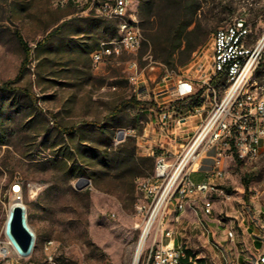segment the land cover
<instances>
[{"label": "rangeland", "instance_id": "1", "mask_svg": "<svg viewBox=\"0 0 264 264\" xmlns=\"http://www.w3.org/2000/svg\"><path fill=\"white\" fill-rule=\"evenodd\" d=\"M165 5V0H139L135 4L136 19L149 41L153 32L149 15L159 20L166 12ZM251 6L255 11L249 9ZM239 16L250 26L251 45L264 32V0H209L189 27L199 24L207 41L188 64L169 67L160 52L154 56L151 41L143 52L142 46L136 52L120 50L94 66L91 53L99 50L101 42L119 38L114 20L96 17L81 3L0 0V84L14 79L23 60L14 36L19 29L33 48L21 84L34 95V99L4 95L7 103L6 121L0 126V231L11 206L21 201L35 236L33 259L40 264H52L49 256L56 264H131L145 226V214L139 208L144 203L139 180L145 175L139 172L144 170L130 168L123 174L97 162H80L77 157L61 168L53 163L52 153L75 150L79 135L72 141L56 125L103 121L111 128L113 148L130 141L137 156L165 151L174 160L186 149L215 103L214 96L207 101L198 96L193 101L176 103L174 87L180 78L196 88L202 84L206 71H210L216 31ZM62 23L61 32L48 44L38 46ZM255 79L264 83V61L252 82ZM221 85L216 86L218 101L224 94V83ZM132 97L145 103H127ZM123 101L127 104L113 117L116 105ZM223 169L225 176L216 179V184L231 197L216 196L212 216L202 213L198 217L200 207L188 204L187 221L176 225L178 245H183L186 255L188 249L195 260L202 259L204 264H239L242 248L246 256H252L249 242L229 248L218 241L209 218L218 217L224 229H233L235 236H241L243 222L254 224V216L264 211V148L257 160L244 162L234 156L223 163ZM202 177V173H191L195 181ZM82 178L90 184L77 189ZM18 182L21 198L12 188ZM174 203L172 200L170 207ZM151 238L139 264H143ZM49 241L53 244L47 248ZM257 259L246 257L240 264H255ZM182 264H186L184 260Z\"/></svg>", "mask_w": 264, "mask_h": 264}, {"label": "built area", "instance_id": "2", "mask_svg": "<svg viewBox=\"0 0 264 264\" xmlns=\"http://www.w3.org/2000/svg\"><path fill=\"white\" fill-rule=\"evenodd\" d=\"M75 1H83L93 15L114 20L117 28H123V37L103 41L98 52L91 53L94 66L111 57L112 51L136 52L142 46L145 41L143 30L141 26H133L134 15H125L126 0H64ZM250 31L245 18L243 23H234L233 20L226 27L219 28L213 39L210 71H206L207 77L202 84L196 88L192 82L180 78L174 87L176 101L198 95L206 101L214 96L215 103L186 149L174 160L165 151L148 155L155 157L154 171L139 180L144 192V203L139 208L145 214V227L150 223L149 236L152 235L143 264H182L187 257L177 243L176 225L169 224L170 211H177V214L184 211L181 197L189 191H199V198L193 200V206L201 202L203 214H211L210 201L205 198V185L214 183V188H219L216 179L225 176L223 163L229 158L237 156L250 162L257 160L264 148V83L259 82L255 92H247L251 72L264 61V32L249 45ZM219 75L225 76V83L224 94L218 101L212 80ZM181 85H189L190 90L180 93L178 88ZM199 110L196 108L197 112ZM192 172L202 173L203 179L193 180ZM12 188L21 198V184L15 183ZM222 197L228 199V193L222 191ZM172 200H175L174 209L170 207ZM228 236L231 238L230 232ZM6 244L11 243L9 229L4 226L3 233H0V264H40L33 259L32 247L29 252L19 251V248L6 252ZM46 247H50V241ZM49 259H53L52 256ZM188 264H197V260L188 258ZM255 264H264V246Z\"/></svg>", "mask_w": 264, "mask_h": 264}, {"label": "trees", "instance_id": "3", "mask_svg": "<svg viewBox=\"0 0 264 264\" xmlns=\"http://www.w3.org/2000/svg\"><path fill=\"white\" fill-rule=\"evenodd\" d=\"M166 12L156 20L152 14L149 15L151 29H152V45L154 46V56L159 53L165 64L171 68H176L179 66H184L188 64L193 54L203 46L207 38L204 36L199 28V24L194 28H189L194 22L198 11L203 4H208L209 0H165ZM214 1V0H213ZM251 11H255V7L251 6L249 8ZM63 23L52 29L44 38L38 43V46L48 44L53 37L61 32L63 28ZM15 39L23 52V60L21 62L20 68L14 79L8 80L0 84V126L4 125L6 121L5 104L6 97L4 95H22L27 98L34 99V95L31 91L23 86L21 82L23 81L26 73L28 71L29 64L32 59L33 48L24 39L20 30L14 31ZM149 39L145 37V41L142 44L143 47L147 49L150 44ZM224 79V80H222ZM212 83L217 86V84L225 83V76L219 75L212 80ZM195 97L192 96L182 101H176V103H182L193 101ZM35 103V102H34ZM131 104H144L145 102H140L136 98L132 97L127 101ZM124 101L116 105L114 109L113 117H116L122 108V106L127 104ZM58 131L66 133L70 140L73 141L74 137L78 136V140L75 143V150L58 149L56 152L52 153V161L56 165H60L61 168H65L68 165L69 159L72 157L80 160L83 163H89L95 165V162L100 163L103 167L111 168L115 172H125L130 168L143 169L139 173L148 176L151 175L155 167V157L154 156H137L135 146L133 142H125L122 146L118 148L112 147V132L111 128L104 124L103 121L96 122H82L67 126L56 125ZM48 128H45V133H48ZM1 140L0 142H2ZM110 149V151L108 150ZM59 166V167H60ZM143 178V177H142ZM247 182V181H245ZM191 256V252L187 249V257ZM188 258L184 261L188 264ZM197 264H204L202 259L197 260Z\"/></svg>", "mask_w": 264, "mask_h": 264}, {"label": "bare ground", "instance_id": "4", "mask_svg": "<svg viewBox=\"0 0 264 264\" xmlns=\"http://www.w3.org/2000/svg\"><path fill=\"white\" fill-rule=\"evenodd\" d=\"M61 1L64 2V0H61ZM65 3H68V2H65ZM76 3L83 4V1H75V4ZM136 3H137V0H126V2H125V15L126 16H133L134 15L133 26H140L138 21H137V19H136V15H135V12H134V7H135ZM96 17H99V16H96ZM100 18H104V17H100ZM234 23H243V17L242 16L236 17L234 19ZM117 30H118V33H119V35H118L119 38L123 37V28H117ZM143 37H144V34H143ZM119 51L120 50L112 51V53H118ZM96 52H98V51H96ZM256 71H257V69H254L251 72V79L249 80L248 85H247V92H255V90L257 88V84L259 83V81L257 79H255L252 82V77H253V75H254V73ZM222 80H224V79H222ZM219 85H220V83H219ZM189 90H190V86L189 85H181L178 88V91L180 93H185V92H187ZM199 97L203 100V96H199ZM223 173H225L224 169H223ZM220 178H223V177H220ZM220 178H217V179H220ZM217 187H219V188H214V183H207L205 185V198L208 201H210V213H211V214H205L207 216H210L213 213V205L215 203V197L216 196H221L222 197V191H225V189H223L218 184H217ZM221 188H222V190H221ZM230 197H231V195L228 194V199ZM198 198H199V191H189V192L186 193V196L181 197V207H183L184 211H181L179 214H177V211H170L169 224L170 225H177V224L181 223L182 220H183V214L186 212L188 204L193 203V200H198ZM15 204L23 205L21 201H16L11 206V208ZM11 208L9 210L7 221H8L9 215H10ZM7 221L5 223V228L7 227ZM26 225L30 229V227H29V225L27 223V218H26ZM229 232L231 233V238H233L234 237V232L232 230H230ZM0 233H3V229L0 231ZM149 233H150V223L146 227L144 226V228H143L141 238H140V240L137 243L135 252H134L133 257H132V262H130L131 264H139L140 258L142 256L143 251H144V247H145L147 239L149 237ZM9 240H10L11 244H6V252H14V248H19V251H22L20 249L19 245L14 241V239L11 236L10 232H9ZM52 244H53V242L50 241V246ZM34 245L35 244L32 245V255H34ZM180 251H181V253L184 254V256L187 257L186 252L183 249V245H180ZM189 258H193V257L190 256ZM54 259H55V257H54ZM49 261L52 262V264H56L55 263L56 261L53 262V259H49Z\"/></svg>", "mask_w": 264, "mask_h": 264}, {"label": "crops", "instance_id": "5", "mask_svg": "<svg viewBox=\"0 0 264 264\" xmlns=\"http://www.w3.org/2000/svg\"><path fill=\"white\" fill-rule=\"evenodd\" d=\"M202 179H203V177H202ZM200 180H198V181H200ZM215 203L213 205V212L215 210ZM195 206L200 207V209L202 208L201 202H197L195 204ZM174 207H175V203L171 207V209H174ZM186 212L183 214V220H182L181 224H183V223H185L187 221ZM202 213H203L202 209H201V213L197 212L198 217H200L202 215ZM212 215H213V213H212ZM209 219H210V221H212V225L211 226L214 228V232H215V235L217 237V240L220 241L223 244H226L229 248H231L233 244L237 248L238 247L237 246L238 243L240 244V247H242V243L249 242L248 243V246H249L248 250L250 251L252 256H246L247 253L242 248V250H240L238 252V262H239V264H240V262L244 261L246 259V257H250V258L251 257L258 258L259 257V255L261 254V252H259V251L264 246V211L259 212V214L254 216V218H253V223L254 224L246 225V223L243 222V226L244 227L241 229L242 230V235L241 236H235V234H234L233 238H230L228 236V232L231 229L230 228L229 229H224L222 221L218 217H215L213 219L209 218ZM189 223L190 222H188V224L185 226V228L188 227ZM239 226L241 227V224H239ZM192 253L193 252H191V256H192Z\"/></svg>", "mask_w": 264, "mask_h": 264}, {"label": "water", "instance_id": "6", "mask_svg": "<svg viewBox=\"0 0 264 264\" xmlns=\"http://www.w3.org/2000/svg\"><path fill=\"white\" fill-rule=\"evenodd\" d=\"M89 184L90 181L88 179L82 178L76 187L77 189H83ZM7 227L20 249L23 252H29L34 242V234L26 225V212L24 205L15 204L11 208Z\"/></svg>", "mask_w": 264, "mask_h": 264}]
</instances>
